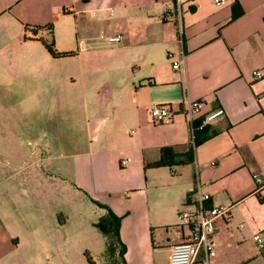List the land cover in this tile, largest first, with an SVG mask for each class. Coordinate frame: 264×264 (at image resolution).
I'll return each instance as SVG.
<instances>
[{"label":"crops","instance_id":"0c3cea01","mask_svg":"<svg viewBox=\"0 0 264 264\" xmlns=\"http://www.w3.org/2000/svg\"><path fill=\"white\" fill-rule=\"evenodd\" d=\"M191 1L0 0V264H113L114 217L126 264H168L197 189L231 207L213 223L217 262L264 264V0ZM52 37L75 56H51ZM154 106L179 112L153 125ZM163 147H194V162L146 168ZM89 204L106 214L88 220L93 248Z\"/></svg>","mask_w":264,"mask_h":264},{"label":"built area","instance_id":"2783aa9c","mask_svg":"<svg viewBox=\"0 0 264 264\" xmlns=\"http://www.w3.org/2000/svg\"><path fill=\"white\" fill-rule=\"evenodd\" d=\"M228 1L214 0V4L220 7L227 4ZM191 2V0H178V10L181 11L184 4H190ZM110 40L111 42H120L121 37H115ZM179 67V63L173 64L175 70H178ZM256 77L258 79L263 78L264 71H257ZM186 104L184 115L193 126L194 117L202 112L204 102L202 100H196L188 101ZM178 112L170 106H154L150 111V122L153 125L171 123L174 121V117ZM223 116H225V110L223 108L208 113L204 124L200 128ZM194 131L195 128H192L193 138ZM130 163L131 159L127 158L121 160L120 165L125 168ZM257 181L259 184L263 183L261 177H257ZM190 197L193 199V210L183 209L178 213L180 227L187 231L186 239L172 248L168 264H219L217 262V241L213 223L216 219L230 217L231 207L208 205L211 197L209 194L203 193L200 189H197ZM254 240L257 243L260 256L264 259V240L260 235H256Z\"/></svg>","mask_w":264,"mask_h":264},{"label":"trees","instance_id":"16d2710c","mask_svg":"<svg viewBox=\"0 0 264 264\" xmlns=\"http://www.w3.org/2000/svg\"><path fill=\"white\" fill-rule=\"evenodd\" d=\"M37 30L41 29L42 27H35ZM29 29V26H26V30ZM47 30H52L53 26L48 25L45 27ZM47 52L53 56L56 59H66V58H72L75 56V53L73 52H67V53H60L55 49V43L54 38L52 37L51 40H45L40 39L39 40ZM206 138L203 139H196L195 146L200 145ZM194 162V147H191L189 151L186 153H178L173 147H163L161 149V157L160 160L156 163L147 164L146 168H174V167H182V166H188L191 165ZM99 206H102L100 203H97ZM115 223L117 224V227L119 225V219L115 218ZM103 230H107L105 226H101ZM123 255H125V247L122 252Z\"/></svg>","mask_w":264,"mask_h":264},{"label":"rangeland","instance_id":"374dc122","mask_svg":"<svg viewBox=\"0 0 264 264\" xmlns=\"http://www.w3.org/2000/svg\"><path fill=\"white\" fill-rule=\"evenodd\" d=\"M94 209H96V208H92L90 206V204H89V206H84V209H83V217L85 220V226H84L85 233L84 234H86L84 236V239H83V244H84V246H87L89 248H93L95 245V242L90 237L91 234H87V233H90L92 231V228L89 227L90 223H88V220L91 222V220H96V218L98 216L100 218H102L104 215H106L102 211L98 212V210H96V212H95ZM108 220L111 222L110 226L113 229L112 233H110V235H109V239H110V242L114 243V246H116V248H115V250L110 251V254H107V255L109 257L111 256V258H112L111 261L113 264H126L125 255L122 254L123 251H122L120 245L118 244L117 224L111 218H108ZM100 258H102V256H100ZM100 258L97 257L98 264H101L102 262H104ZM157 259H158V256H157Z\"/></svg>","mask_w":264,"mask_h":264}]
</instances>
